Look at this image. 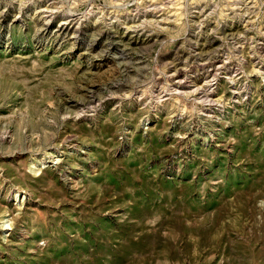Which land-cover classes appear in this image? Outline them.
Returning <instances> with one entry per match:
<instances>
[{"label":"rangeland","instance_id":"1","mask_svg":"<svg viewBox=\"0 0 264 264\" xmlns=\"http://www.w3.org/2000/svg\"><path fill=\"white\" fill-rule=\"evenodd\" d=\"M0 264H264V0H0Z\"/></svg>","mask_w":264,"mask_h":264}]
</instances>
